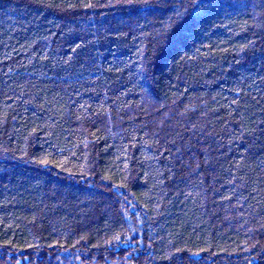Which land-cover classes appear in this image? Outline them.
Segmentation results:
<instances>
[{"label":"trees","instance_id":"1","mask_svg":"<svg viewBox=\"0 0 264 264\" xmlns=\"http://www.w3.org/2000/svg\"><path fill=\"white\" fill-rule=\"evenodd\" d=\"M0 264H264V0H0Z\"/></svg>","mask_w":264,"mask_h":264}]
</instances>
